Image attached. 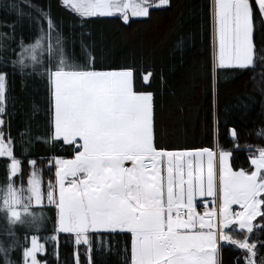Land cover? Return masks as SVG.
Wrapping results in <instances>:
<instances>
[{
  "label": "snow or ice",
  "instance_id": "1",
  "mask_svg": "<svg viewBox=\"0 0 264 264\" xmlns=\"http://www.w3.org/2000/svg\"><path fill=\"white\" fill-rule=\"evenodd\" d=\"M170 4L60 0L62 8L82 21L119 14L124 23L130 22L129 8L131 17L148 18L153 8ZM208 7L214 33L209 91L215 150L168 149L157 143L154 94L135 87L136 75L141 73L147 85L152 70H97L82 41L83 62L69 51L50 9L31 0H10L5 6L7 19L0 28L9 31H0V47L9 56L0 58V159L6 161L8 183L0 264H48L49 244L57 264H67L60 260L61 236L71 243L72 264H94L93 251H112V238L121 235L127 237L119 249L121 264H224L226 246L240 252L233 264H264V147L250 156L248 169L234 170L231 158L240 147L239 133L234 126L227 129L233 149L220 144L219 125H227V119L220 120L216 99L222 70L264 66V0H209ZM25 19L39 33L34 43L16 40L17 25ZM26 60L33 71L43 66L44 132L34 139L52 152L25 160L15 154L5 117L10 77L17 75V67L24 74ZM34 110L39 111L36 106ZM257 134L264 136V129ZM57 147L70 157L55 154ZM44 161L54 169L48 181L40 166ZM25 164L31 169L26 187L17 188ZM33 207L50 208L53 215L30 211ZM49 219L50 230L45 228ZM17 252L19 259L14 258Z\"/></svg>",
  "mask_w": 264,
  "mask_h": 264
},
{
  "label": "trees",
  "instance_id": "2",
  "mask_svg": "<svg viewBox=\"0 0 264 264\" xmlns=\"http://www.w3.org/2000/svg\"><path fill=\"white\" fill-rule=\"evenodd\" d=\"M45 10L59 24V30L69 51L75 52L83 62L81 41L87 51L95 57L97 70L118 69L125 66H143L153 71L149 84L142 82V74L135 77V87L154 94V113L157 143L168 149H215L217 137L213 134L209 91V62L213 44V22L209 14V0H171L166 8H153L148 18H131L124 23L119 15L92 18L82 21L77 15L60 6V0H31ZM10 0H0V23L6 19L5 6ZM260 23L257 21V29ZM8 32V29L0 28ZM39 35L36 25L25 19L17 25L16 40L23 37L25 44L34 43ZM258 41L261 39L258 34ZM16 48V44H10ZM38 57L40 51L37 52ZM9 56L6 48L0 47V58ZM24 74L11 76L8 85L7 113L10 121V135L15 138V154L29 159L50 155L52 149L35 141L34 137L44 132L46 108V84L40 77L41 65L33 71L31 62ZM216 97L221 121L219 142L225 149H233L227 129L234 126L239 133V149L234 150L231 163L233 169H248L249 156L264 147V136L258 135L264 129V66L244 72L221 71L217 83ZM34 106L39 111L34 110ZM227 114V115H226ZM6 132L9 128L5 129ZM27 150L28 155H22ZM55 154L70 157L71 153L55 149ZM5 163L0 159V188L6 189ZM45 181L52 178L54 169L41 165ZM31 169L25 164L24 182ZM51 217L52 209L40 208ZM51 229V220L46 224ZM47 234V233H44ZM61 236L60 260L72 264L71 243ZM127 240L126 236L112 238V251H93L94 264H121L119 251ZM108 237H105V242ZM53 245L47 246L48 264H57L52 254ZM84 253V247L79 249ZM264 255V251L261 252ZM240 255L233 246L223 250L224 264H233V257ZM44 258V257H42ZM81 260L85 257L81 255Z\"/></svg>",
  "mask_w": 264,
  "mask_h": 264
},
{
  "label": "rangeland",
  "instance_id": "3",
  "mask_svg": "<svg viewBox=\"0 0 264 264\" xmlns=\"http://www.w3.org/2000/svg\"><path fill=\"white\" fill-rule=\"evenodd\" d=\"M125 2H126V3H130V4H136V3L139 2V0H125ZM116 15H119V14H116ZM119 16H120V15H119ZM129 16H130V19H131V18H136V17H131V8H129ZM120 17H121V16H120ZM121 18H122V17H121ZM213 34H214V33H213ZM214 150H215V149H214ZM251 155H253V154H251ZM251 155H250V156H251ZM250 156H249V159H250ZM205 160H206V158H205ZM234 170H235V169H234ZM26 180H27V179H26ZM26 180H25L24 182L18 180V182H15V186H16L17 188L26 187ZM6 193H7V186H6V189H2V188H0V227H3L4 222H5V215H6V214L2 211V206H3V201H4V199H5ZM33 204H34V202H33ZM233 207L238 208V206H235V205H234ZM18 210L23 211L22 209H18ZM30 211H35V212H37V213H40V212L42 211V212L44 213V215H45V211H43V210H41V209H39V208H37V207H33V208H31ZM46 224H47V223H46ZM45 228L47 229L46 225H45ZM30 234H32V233H29V235H30ZM20 235H21V236L24 235V231H23V229H21V231H20ZM19 257H20V253L17 252L14 258H15V259H19Z\"/></svg>",
  "mask_w": 264,
  "mask_h": 264
},
{
  "label": "crops",
  "instance_id": "4",
  "mask_svg": "<svg viewBox=\"0 0 264 264\" xmlns=\"http://www.w3.org/2000/svg\"><path fill=\"white\" fill-rule=\"evenodd\" d=\"M198 210L202 212L203 211V208L202 207H199Z\"/></svg>",
  "mask_w": 264,
  "mask_h": 264
},
{
  "label": "built area",
  "instance_id": "5",
  "mask_svg": "<svg viewBox=\"0 0 264 264\" xmlns=\"http://www.w3.org/2000/svg\"><path fill=\"white\" fill-rule=\"evenodd\" d=\"M234 208H236V207H234Z\"/></svg>",
  "mask_w": 264,
  "mask_h": 264
}]
</instances>
